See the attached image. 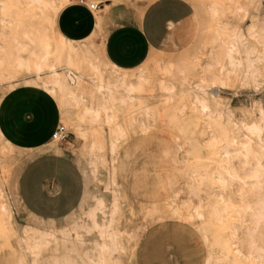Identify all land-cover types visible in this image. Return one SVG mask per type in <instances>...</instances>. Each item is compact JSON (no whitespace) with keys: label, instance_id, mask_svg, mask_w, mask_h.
<instances>
[{"label":"bare ground","instance_id":"6f19581e","mask_svg":"<svg viewBox=\"0 0 264 264\" xmlns=\"http://www.w3.org/2000/svg\"><path fill=\"white\" fill-rule=\"evenodd\" d=\"M87 1L89 9L91 4L99 5ZM72 2L0 0V84L23 79L26 85L40 86V91L47 93L56 103L60 123L67 129H74L77 138L81 139L82 152L88 155L94 171L98 165H106V149L112 156L117 155L119 144L131 139L130 133L135 131L137 123L146 131L166 115L172 127L183 133H197L199 137L204 136L206 125L211 129L212 141L203 146L199 139L193 138L194 152L191 157L180 161L175 169L178 173L190 175L185 191L187 196L199 199L192 218L201 219L202 224L197 231L211 249L206 263L262 264L264 249L252 239L256 230L246 226L242 217L250 215L257 226L264 224V109L261 104L258 105V118L238 123L233 120L230 111H212L206 96L211 93L216 100L217 93L212 88L243 87L264 75V70L259 67V63L264 62V52L260 55L254 48L245 46L238 26L247 8L256 4L257 0H246L243 4L233 0H191L199 18L203 49L191 56L152 51L148 59L134 69L117 67L106 57L105 40L98 42L96 39L100 30L99 12L96 31L82 41L70 40L59 31V15ZM135 2L143 12L145 6L138 0ZM225 15H232L237 22L224 23L222 18ZM203 63L206 65L201 77L197 70L202 68ZM72 71H75V76H72ZM210 84L214 86L206 89ZM148 97L159 99V104H148ZM182 97L191 99L198 106L200 112L195 117L204 115L206 119L184 125L183 119L179 118ZM216 101L219 104V100ZM166 110L170 112L165 113ZM181 123L184 130L179 125ZM236 131L245 135V143L239 141L241 138L238 140ZM242 134L239 136L242 137ZM9 139L0 127V235L11 241L12 250L9 253L14 254L11 264H29V261L33 264H65V261H70V264H119V254L127 248L121 232L115 227L121 204L118 194L111 201L107 223L99 226L95 219L96 211L91 213V219L101 229V241H96L78 261L67 254H51L43 258L48 242L41 233L28 234L24 231L20 241L15 239L14 217L4 190V181L9 176L5 155L13 146ZM59 141L52 137L42 151L59 154ZM233 145L236 146L234 154ZM167 148L162 147L161 152L168 154ZM175 148L176 152L181 148L178 141ZM203 148L207 150L206 158L200 153ZM236 158L244 159L248 165L247 176L236 168ZM238 182L243 188L248 186V190L241 188L236 194L233 187ZM156 188L167 191L168 198L176 197L182 191L171 177H167L166 184L162 180ZM156 188L153 187L154 190ZM215 189L221 190L219 199L213 194ZM250 197L252 201H249ZM105 207L100 199L95 210ZM143 210V218L149 225L165 219L164 206L160 203H148ZM244 230L247 234L243 233ZM261 235L264 236V229ZM246 241L251 247L248 254L242 250ZM131 257H135L134 249L131 250Z\"/></svg>","mask_w":264,"mask_h":264},{"label":"rangeland","instance_id":"374dc122","mask_svg":"<svg viewBox=\"0 0 264 264\" xmlns=\"http://www.w3.org/2000/svg\"><path fill=\"white\" fill-rule=\"evenodd\" d=\"M138 1L143 3L148 2V0ZM185 1L193 7L195 12L191 0ZM244 1L246 0H233V2H240L241 4ZM89 2L98 3L95 0H90ZM119 2L118 4L112 3V5L106 6L104 10L99 11L104 22L101 29L97 32L96 39L98 42L106 40L110 32L120 24H139L142 14L139 12L135 0H119ZM143 5L148 6V4ZM227 5L229 4L227 3ZM112 6H117L120 10L117 14L111 16L109 14ZM247 9L245 16L238 21V26L244 37V45L254 48L258 54L262 55L261 53L264 52V0H257L256 4L249 6ZM94 13L97 14L96 11ZM195 21L197 24V34L190 45L181 51L162 53L171 55L182 53L181 55L191 56L197 50L203 49V37L199 31V18L196 12ZM222 21L224 23H234L235 21L237 22V19L233 18L232 15H225ZM250 28H255V30H251ZM205 65L203 63L202 68L197 70L201 77H203ZM259 67L263 71L264 62L262 64L260 62ZM72 72L74 73H72V76H75V71ZM29 78L31 79L32 77ZM263 83L264 75L260 76L256 82H250L249 85L247 84L248 86L244 85L243 87L236 86V88L229 87L217 90L216 88H212L214 85L210 84L206 89L212 88V91L217 93L215 97L216 100H219V104L213 99L211 93L206 94V96L209 98L212 111L225 109L232 112V118L235 122H250V120L258 118V111L256 110L258 105L261 104V107L264 109ZM39 87L26 85L23 79L11 82L5 81L2 85L0 84V101L10 91L28 88L41 90V87ZM183 98L185 97H182L179 102L181 106L179 118L183 119L184 125H193L194 123L201 122L202 119H206L204 115L195 117L200 112L198 106L191 99ZM147 102L150 105H157L160 101L155 97H148ZM166 112L169 113L170 111L166 110ZM59 125L62 124L59 123L56 127ZM179 125L183 128L182 123ZM172 126L169 124L166 115H163L162 120H158L157 123L146 131L137 123L135 131H131L130 133L131 139L128 142L119 144V151L116 156H112L109 150L106 149V165H98L95 171L94 165L91 164L88 155L82 152L83 143L81 139L77 138V133L74 129L66 128L69 134L68 138L64 141H59L61 143H59L60 153L54 156L63 157L64 161H66L65 163L60 161L59 173H63L64 177H67L69 180V189H79V193L77 202L72 209L60 218H45L25 209L19 194L20 175L27 169V167H24L28 162L31 163L33 159H36L44 152L32 149L20 150L13 144L11 150L7 151L5 155L9 176L4 181V190L14 217L13 228L15 239L20 241V238L24 236V231L28 234L41 233L48 242L42 254L43 258L51 254L57 256L67 254V256L78 261L87 250L93 247L96 241H101V229L96 226L95 222L97 221L99 226L107 223L111 201L114 195L118 194L117 196L121 204L115 227L121 232L127 248L126 251H122L119 254V264H209L206 263V259L211 249L197 231V227L201 226L202 221L195 216V219L192 218L194 209L199 204V199L187 196L185 191L186 183L190 180V175L178 173L175 169L180 165V161L191 157V154L194 152L195 145L192 143V139H199L203 146H206L212 141V132L205 125V134L199 137L197 133H183L178 128ZM104 130L107 131V127H104ZM238 133L242 134L236 131L238 140L241 138L239 141L242 140L241 142L245 143L247 141L245 135L242 134V137H240ZM176 141H178V144H181V148L177 149V152L175 148ZM220 145H223V143ZM165 146L168 147V154L161 152V148ZM233 148L236 149V146H232V154H234ZM237 149H239L238 145ZM206 151L204 148L200 151L203 158L207 156L205 155L207 154ZM47 158L49 159L50 157L47 156ZM234 163L236 168L240 169L242 175L247 176L248 165L244 163V159L236 158L234 159ZM167 177L174 178L177 185L182 189L181 193L176 197L168 198L167 191H161L156 188L162 180L166 184ZM151 186L156 188V191ZM244 187L246 188H243L242 184L238 182L233 187V191H240L241 188L243 191L248 190V186ZM220 191L219 189L213 191V194L218 199ZM100 199L104 201L106 207L103 210H95L97 201ZM252 200L253 198L250 197L249 201ZM152 202H157L164 206L165 219L158 220L149 225L143 218L145 215L143 206ZM185 209L190 212H188L189 215ZM93 211H96V221L90 217ZM175 215H178V219L175 218ZM183 216L189 220H184ZM242 220L245 221L246 226L256 230L252 233V239L264 249V236L261 235L264 224L257 226V222L250 215L242 217ZM243 233L247 234V231L244 230ZM247 236L245 240L248 239ZM10 245L11 241H7L0 235V264H11L14 254L9 253L12 250V246L10 248ZM132 249L135 252L134 259L131 257ZM242 250L245 254L251 251V247L247 244V241L244 243Z\"/></svg>","mask_w":264,"mask_h":264},{"label":"crops","instance_id":"0c3cea01","mask_svg":"<svg viewBox=\"0 0 264 264\" xmlns=\"http://www.w3.org/2000/svg\"><path fill=\"white\" fill-rule=\"evenodd\" d=\"M87 2L73 0L59 15V31L70 40L82 41L92 36L98 26V12L112 3L118 4L113 0H99L97 14H93ZM138 3L148 4L143 12L138 9L142 14L139 24H120L105 40L106 57L122 69L141 66L152 51H181L197 34L194 9L185 0ZM119 10L112 6L109 15H115ZM103 22L100 16V29ZM59 123V109L43 91L18 89L0 101L1 130L17 149L42 151ZM60 161L66 162L63 157L44 152L25 165L27 169L19 179V194L25 209L45 218H60L75 205L79 189H69V180L59 173Z\"/></svg>","mask_w":264,"mask_h":264},{"label":"built area","instance_id":"2783aa9c","mask_svg":"<svg viewBox=\"0 0 264 264\" xmlns=\"http://www.w3.org/2000/svg\"><path fill=\"white\" fill-rule=\"evenodd\" d=\"M99 5H95L93 7V4H91V9H97ZM68 132L66 131V128L63 125H59L56 130L53 132L52 137L53 139H57L60 141H64L68 138Z\"/></svg>","mask_w":264,"mask_h":264},{"label":"snow or ice","instance_id":"6c2138e0","mask_svg":"<svg viewBox=\"0 0 264 264\" xmlns=\"http://www.w3.org/2000/svg\"><path fill=\"white\" fill-rule=\"evenodd\" d=\"M29 7H32V5H29ZM93 7H95V5H93ZM29 264H33V262L29 261ZM65 264H70V261H65Z\"/></svg>","mask_w":264,"mask_h":264}]
</instances>
